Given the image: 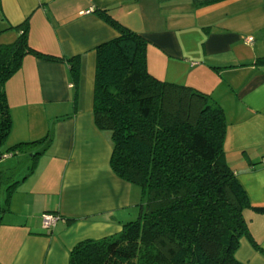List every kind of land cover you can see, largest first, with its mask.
<instances>
[{
    "label": "crops",
    "instance_id": "1",
    "mask_svg": "<svg viewBox=\"0 0 264 264\" xmlns=\"http://www.w3.org/2000/svg\"><path fill=\"white\" fill-rule=\"evenodd\" d=\"M98 10L146 39L151 74L159 76L149 60H162V79L204 91L221 107L224 159L250 205L264 204V0H0V43L26 19L30 45L78 58L76 87L64 60L32 53L6 79L9 110L20 114L15 140L50 139L3 151L0 170L29 164L8 175L17 181L0 214V264H67L76 241L118 231L138 206L135 184L110 167L109 132L92 118L95 46L117 33ZM250 205L242 210L248 233L238 237L234 256L264 264V213ZM45 211L58 215L49 228Z\"/></svg>",
    "mask_w": 264,
    "mask_h": 264
},
{
    "label": "trees",
    "instance_id": "2",
    "mask_svg": "<svg viewBox=\"0 0 264 264\" xmlns=\"http://www.w3.org/2000/svg\"><path fill=\"white\" fill-rule=\"evenodd\" d=\"M98 13L117 33L95 46L92 118L109 131L111 169L138 186V213L116 232L76 241L67 264H242L234 250L248 233L242 210L250 203L224 159L221 107L204 91L151 74L146 39L104 10ZM15 27L18 34L0 43V143L11 126L4 81L25 53L64 60L74 87L78 78L75 54L30 45L26 19ZM49 139L35 140L45 145ZM33 141L0 147V159L3 151ZM16 181L5 186L0 214ZM250 207L264 213V204Z\"/></svg>",
    "mask_w": 264,
    "mask_h": 264
},
{
    "label": "rangeland",
    "instance_id": "3",
    "mask_svg": "<svg viewBox=\"0 0 264 264\" xmlns=\"http://www.w3.org/2000/svg\"><path fill=\"white\" fill-rule=\"evenodd\" d=\"M149 61H150V65H151V62H153V64H154V66H151V67L153 68V70L155 71V73L157 75H159L157 77L158 78L161 77L160 79H162V76L165 75V74H162V73H164V72H162V60H149ZM169 62L170 61L168 60L163 65H167ZM22 66H23V64H22ZM21 67H19V69H21ZM175 67H176V63H173L172 66H171V68L173 70L170 71V74L169 75H175V73H176V70H174ZM181 69H182V66L179 65L178 74H179V72H180ZM16 76L18 77L19 74L16 75ZM4 88H7L6 80L4 81ZM7 104H8V101H7ZM8 110H9V105H8ZM10 112H11V114H10ZM9 114H10V118L12 117L11 118V122H12L11 125H14V127L11 128V130L8 132V134L1 141V143H0L1 149L6 148L7 145L9 146L10 143H12V142H14V143H15V141L17 142L18 140H15V139H17L16 137H18V133H20V131H21V126H20V122H19L20 114H19L17 108H15L13 105H11L10 106V110H9ZM106 132H109V131L107 130ZM32 140H34L33 142H38L35 139H32ZM14 143H12V144H14ZM29 153L30 152H28V154ZM23 158H25V157H23ZM13 164H14V166H12L11 164H9V165H11V167H9V168H7V167L1 168V171H0L1 172L0 173V194H2V195L0 197V201L2 200L3 194H4L3 199L5 197V186L11 181L8 178L11 175V172L14 171L16 168L17 169L20 168V166H23L24 167L23 169H25V168L27 169V164H29V161H28L27 164H24V162H22V160H20L19 162H16V163H13ZM134 190H135V192H138V186L134 185ZM138 194H139V192L137 193V195ZM137 195H136V198H137ZM137 209H138V207L136 208V210L132 214L133 216L131 215L132 217L130 219L136 218L137 213H138L137 212L138 211ZM131 264H133V263H131Z\"/></svg>",
    "mask_w": 264,
    "mask_h": 264
},
{
    "label": "built area",
    "instance_id": "4",
    "mask_svg": "<svg viewBox=\"0 0 264 264\" xmlns=\"http://www.w3.org/2000/svg\"><path fill=\"white\" fill-rule=\"evenodd\" d=\"M244 41L245 42H250L252 40V36L251 35H246L244 36ZM261 161L264 162V156H262ZM58 218L57 214H54L52 212H43L41 214V222H42V226L44 228H49L50 226H52L54 224V222L56 221V219Z\"/></svg>",
    "mask_w": 264,
    "mask_h": 264
}]
</instances>
